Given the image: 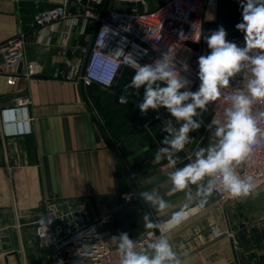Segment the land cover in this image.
<instances>
[{
  "label": "crops",
  "instance_id": "crops-1",
  "mask_svg": "<svg viewBox=\"0 0 264 264\" xmlns=\"http://www.w3.org/2000/svg\"><path fill=\"white\" fill-rule=\"evenodd\" d=\"M167 1L82 0L67 6L76 24L69 17L43 30L35 17L62 0H0V45L21 34L26 42V63L11 72L0 68V264H50L51 249L36 237L49 201L84 205L87 220L100 222L110 245L113 235L126 232L133 239L148 230L142 216L150 209L138 197L126 200L127 194L155 190L171 201L174 208L153 213L160 221L186 202L184 193L170 190L167 161H154L167 135L160 129L173 118L163 108L142 115L137 105L143 88L128 104L118 103L134 70L123 69L111 88L86 86L79 79L98 29L92 19L85 23L87 9L145 11ZM225 1L215 0L207 9L206 36L242 21L239 0ZM21 103L32 133L6 135L1 111ZM211 118L208 107L201 128L190 133L192 142L178 154L177 167L208 145ZM212 228L222 235L214 238ZM170 236L187 264H264V186L225 204L213 194L203 213Z\"/></svg>",
  "mask_w": 264,
  "mask_h": 264
},
{
  "label": "clouds",
  "instance_id": "clouds-1",
  "mask_svg": "<svg viewBox=\"0 0 264 264\" xmlns=\"http://www.w3.org/2000/svg\"><path fill=\"white\" fill-rule=\"evenodd\" d=\"M239 3L242 21L235 27L243 33V45L229 41L223 26L205 36L210 52L198 57V90H188L191 81L181 72H188L189 66L182 63L178 68L169 51L150 64L141 65L132 58L128 61L134 75L124 86L118 103L128 104L129 96L140 95L143 88L137 105L141 114L163 108L173 118L160 129L167 135L154 153V161H167L171 169L167 173L170 190L184 193L186 202L160 221L153 218V213L164 214L174 208L171 201L155 190L127 194L126 199L135 196L147 205L150 211L142 216L144 227L156 229L160 235L142 247L126 232L113 235L118 264H187L186 257L172 245L170 234L188 218L193 206L203 209L214 193L247 197L260 186L254 177L242 175L238 168L251 159L254 147L264 141V0ZM237 77L243 79L239 87H233ZM220 99L226 106L222 118L207 125L208 145L199 147L192 160L177 167L181 162L178 154L193 140L190 133L203 124L202 113L210 102Z\"/></svg>",
  "mask_w": 264,
  "mask_h": 264
},
{
  "label": "built area",
  "instance_id": "built-area-1",
  "mask_svg": "<svg viewBox=\"0 0 264 264\" xmlns=\"http://www.w3.org/2000/svg\"><path fill=\"white\" fill-rule=\"evenodd\" d=\"M71 3L79 4L82 0H62L61 5L38 14L35 17L36 25L44 30L69 17L76 24L78 19L67 10ZM214 4L215 0H169L155 10L87 9L83 16L85 23L92 19L98 29L79 79L86 86L98 84L111 88L123 69H132L128 66L131 58L141 65L150 64L160 58L162 53L169 51L170 55L175 56L178 68L182 63L189 66L188 72H181L191 81L188 90H198V57L210 52L204 39L206 11ZM237 23L226 28L227 39L242 46L243 33L236 29ZM25 63L26 42L22 34L0 45L2 70L11 72L16 66ZM61 78L72 80L70 76ZM242 79L237 77L233 87H239ZM226 91L230 92L231 89ZM225 106L223 99L210 102L208 107L212 110L211 120L221 119ZM1 120L6 135L32 133V122L23 103L2 110ZM238 171L242 175L254 177L259 187L264 186V141L254 147L251 159L240 165ZM214 194L221 204L238 199L223 192ZM64 206H67V210H63ZM45 208L46 219L36 226V237L42 247L51 249L50 264H118L116 245H110L107 235L100 230L99 221L87 220L84 205L68 200L62 202V205L49 201ZM204 210L205 207L200 209L193 206L186 220L199 216ZM212 234L214 238L222 235L216 228H212ZM159 235L158 230L148 229L133 239L138 247H142Z\"/></svg>",
  "mask_w": 264,
  "mask_h": 264
},
{
  "label": "rangeland",
  "instance_id": "rangeland-1",
  "mask_svg": "<svg viewBox=\"0 0 264 264\" xmlns=\"http://www.w3.org/2000/svg\"><path fill=\"white\" fill-rule=\"evenodd\" d=\"M225 2H226V3H229V4L232 3V1H230V0H226ZM235 6H236V5H235ZM235 6L232 5V7L234 8V10H237ZM214 28H215L214 25H212V26H211V25H208V29H211V30H212V29H214Z\"/></svg>",
  "mask_w": 264,
  "mask_h": 264
},
{
  "label": "water",
  "instance_id": "water-1",
  "mask_svg": "<svg viewBox=\"0 0 264 264\" xmlns=\"http://www.w3.org/2000/svg\"><path fill=\"white\" fill-rule=\"evenodd\" d=\"M92 48V47H91ZM91 51V50H90ZM18 66H21V64L20 65H18ZM18 66H16L13 70H15Z\"/></svg>",
  "mask_w": 264,
  "mask_h": 264
}]
</instances>
